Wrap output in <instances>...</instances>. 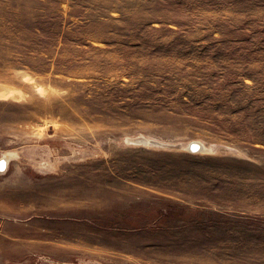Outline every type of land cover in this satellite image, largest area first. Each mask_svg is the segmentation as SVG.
<instances>
[{
  "label": "rangeland",
  "instance_id": "obj_1",
  "mask_svg": "<svg viewBox=\"0 0 264 264\" xmlns=\"http://www.w3.org/2000/svg\"><path fill=\"white\" fill-rule=\"evenodd\" d=\"M0 94V264H264V0H0Z\"/></svg>",
  "mask_w": 264,
  "mask_h": 264
},
{
  "label": "water",
  "instance_id": "obj_2",
  "mask_svg": "<svg viewBox=\"0 0 264 264\" xmlns=\"http://www.w3.org/2000/svg\"><path fill=\"white\" fill-rule=\"evenodd\" d=\"M138 141H142L141 139H138ZM194 145H198V147L197 148H195V149H192V147L194 146ZM189 151H191V152H196V151H198L199 149H200V145L198 144V143H196V142H192V143H189V146H188V148H187Z\"/></svg>",
  "mask_w": 264,
  "mask_h": 264
},
{
  "label": "bare ground",
  "instance_id": "obj_3",
  "mask_svg": "<svg viewBox=\"0 0 264 264\" xmlns=\"http://www.w3.org/2000/svg\"><path fill=\"white\" fill-rule=\"evenodd\" d=\"M1 95V94H0ZM198 146L197 145H194L193 147H192V149H195V148H197ZM4 158V160L3 161H0V170H4L5 169V167H6V162H7V160H8V157H3Z\"/></svg>",
  "mask_w": 264,
  "mask_h": 264
}]
</instances>
